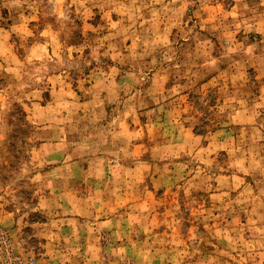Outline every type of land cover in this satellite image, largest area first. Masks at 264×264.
I'll use <instances>...</instances> for the list:
<instances>
[{"label": "rangeland", "instance_id": "rangeland-1", "mask_svg": "<svg viewBox=\"0 0 264 264\" xmlns=\"http://www.w3.org/2000/svg\"><path fill=\"white\" fill-rule=\"evenodd\" d=\"M0 264H264V0H0Z\"/></svg>", "mask_w": 264, "mask_h": 264}, {"label": "crops", "instance_id": "crops-1", "mask_svg": "<svg viewBox=\"0 0 264 264\" xmlns=\"http://www.w3.org/2000/svg\"><path fill=\"white\" fill-rule=\"evenodd\" d=\"M57 143H59V142H47V143H41L40 144V147L39 148H41L43 145H45V146H47V147H50V148H53L54 147V145H57ZM52 150V149H51ZM50 151V150H49ZM57 153L58 152H56V151H52V152H48L47 154H45V155H47L48 157H51V156H57ZM66 162L68 163V161H65V159H64V161H62V162H60V163H56V164H52V165H50L49 166V168L47 169V174H51V173H53V172H55V171H58L59 169H61V167H63V165L64 166H66ZM83 211L84 210H79V214L76 212V213H71V212H61V214H68L67 216H71V217H69V218H71V219H69V220H72L73 222H74V220L76 221V220H79V222H81L80 220L81 219H79V217H74V216H79V215H84L83 214ZM60 214V213H59ZM91 215H94V212H93V210L91 211ZM102 225H104V223L102 222V221H98V222H96L95 224H91L90 226L91 227H89L87 224H79L78 226H79V228H78V232H82V231H84V232H86V233H88L89 232V230L91 229V231L92 232H94L95 233V231L96 232H101L102 230V228L101 227H103ZM85 245L86 246H88V243L89 242H87L86 241V236H85ZM84 243H83V245H81V247L83 246L84 247ZM91 244V248H98V246H97V243H95V242H93V243H90ZM65 245H67V244H65ZM94 260V259H93ZM97 261H98V258H97Z\"/></svg>", "mask_w": 264, "mask_h": 264}]
</instances>
